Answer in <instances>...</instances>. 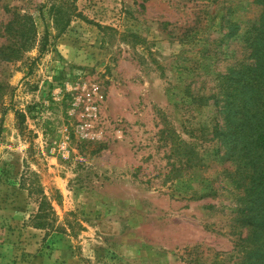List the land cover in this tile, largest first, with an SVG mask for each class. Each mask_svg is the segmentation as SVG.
Returning a JSON list of instances; mask_svg holds the SVG:
<instances>
[{
	"label": "rangeland",
	"instance_id": "obj_1",
	"mask_svg": "<svg viewBox=\"0 0 264 264\" xmlns=\"http://www.w3.org/2000/svg\"><path fill=\"white\" fill-rule=\"evenodd\" d=\"M66 1L57 37L51 0H0V46L12 12L37 29L0 59V264H239L244 189L215 100L260 6Z\"/></svg>",
	"mask_w": 264,
	"mask_h": 264
},
{
	"label": "trees",
	"instance_id": "obj_2",
	"mask_svg": "<svg viewBox=\"0 0 264 264\" xmlns=\"http://www.w3.org/2000/svg\"><path fill=\"white\" fill-rule=\"evenodd\" d=\"M255 2L261 14L246 24L245 56L227 74L217 77L218 95L222 99L215 100V105L224 110L225 120L224 125L217 123L214 137L225 151L224 158L238 166V182L244 189L237 223L247 235L237 243L241 253L239 264H264V0ZM42 8L41 17L44 18L47 9L57 37L68 28L76 11L75 2L66 0H51L50 5ZM47 31L40 54L49 42ZM36 32L33 18L12 12L4 28L7 42L0 46V59H21L37 41ZM16 115L19 125H23L25 116L20 112Z\"/></svg>",
	"mask_w": 264,
	"mask_h": 264
}]
</instances>
